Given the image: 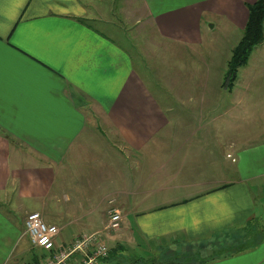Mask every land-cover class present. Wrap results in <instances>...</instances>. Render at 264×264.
Segmentation results:
<instances>
[{"label": "crops", "instance_id": "crops-1", "mask_svg": "<svg viewBox=\"0 0 264 264\" xmlns=\"http://www.w3.org/2000/svg\"><path fill=\"white\" fill-rule=\"evenodd\" d=\"M254 1L132 0L118 25L105 0H0V264L24 252L19 211L68 243L111 209L114 245L175 258L221 235L191 264H264V38L225 77ZM132 156L162 166L133 177ZM170 180L181 197H144Z\"/></svg>", "mask_w": 264, "mask_h": 264}, {"label": "rangeland", "instance_id": "rangeland-1", "mask_svg": "<svg viewBox=\"0 0 264 264\" xmlns=\"http://www.w3.org/2000/svg\"><path fill=\"white\" fill-rule=\"evenodd\" d=\"M105 2H107V6H110L111 12L113 13V20L116 23H119L118 25H120V21L121 20V15H120V10L122 9V6L124 5L125 7H129V6H133L132 0H105ZM125 3V4H124ZM94 25L101 28L100 26H98L97 22H94ZM127 37H131L133 34V29H130V26L124 27L122 29H120ZM257 47V46H256ZM232 84H235V81L231 82ZM231 84V85H232ZM199 136H195L193 138V141L198 139ZM105 144H107V141H105ZM114 152H118V156L115 158L121 159L122 160V166H124V153L122 150L118 151L117 148L115 147V149H113ZM142 159V157H138V159L136 160L133 156L130 158H128L127 160H129V171L132 174L133 177H140V174L146 175L149 172L153 171V169L159 170L162 166V162L160 160H156L153 164L148 163V162H140V160ZM136 161V162H135ZM108 166V165H107ZM170 166V164L168 165ZM226 166H228V164H226ZM166 170V169H165ZM157 178V176H156ZM156 181L158 182H164L166 180L163 179H157ZM173 181L174 180H170L169 181V185H172V187L169 188H162L158 193L155 194H144V197H149L150 201H154L155 199L158 198H163V197H167V198H178L181 197V195H173L174 191L176 190L175 187H173ZM187 181V180H185ZM196 189H201L200 188H195L193 187L192 190H196ZM177 190H184V189H177ZM251 191L253 192L255 201L258 204V207L261 209V211L263 212V208H264V186L262 188H259L257 186H253L251 187ZM261 193V195H260ZM143 197V195H142ZM33 204V203H32ZM28 205V204H27ZM2 210L5 212L7 211V206H2ZM28 212H23V211H19L18 215H21L22 220L24 221L26 218ZM119 213V212H118ZM11 214H13V212L11 211ZM107 219H108V214H107ZM54 223H58L56 222L55 219H53ZM257 223H255V225L260 226L261 228H264V217L261 218L260 220L257 219L256 221ZM106 224V223H105ZM120 228V227H119ZM67 229V228H66ZM86 231L85 233H92V232H100L105 244L107 245L108 248H111L112 246H115L111 240H108L107 237L105 236V231L107 230L105 226H103V228H101L100 230H96V231H91L87 230V228H84ZM110 232H114V230H111ZM84 234V233H82ZM241 235V233H239ZM81 235V234H80ZM259 233L255 234V239L259 238ZM23 240H24V252H22L21 254L16 255L15 260L12 262V264H27V263H33V258L34 256H38L39 258V251H37V249L29 242L28 238L23 235ZM61 241V240H59ZM228 241V240H227ZM225 236H213L210 237L209 239L200 241V242H194V243H190L186 246L183 247H178L177 250L175 251V253H177V258L176 259H182V258H186L185 255H183V252L185 251H191L193 253L198 252L199 256H203L206 258L209 257H214L215 255L218 254V250L220 247L229 244L230 242L227 243ZM113 244V245H112ZM118 244V243H117ZM232 244V243H230ZM181 254V255H180ZM126 255L123 256V258H125ZM193 257V256H192ZM157 258L161 261H170L171 259H175L172 256H168L167 254V250H163V251H159L158 252V256ZM119 260V258H117ZM80 260V255H75L73 257L70 258L69 263L70 264H76V261ZM40 258L39 261L40 262ZM193 261V260H192Z\"/></svg>", "mask_w": 264, "mask_h": 264}, {"label": "built area", "instance_id": "built-area-1", "mask_svg": "<svg viewBox=\"0 0 264 264\" xmlns=\"http://www.w3.org/2000/svg\"><path fill=\"white\" fill-rule=\"evenodd\" d=\"M120 219L118 211L109 210L106 231L119 229ZM24 225V233L30 243L35 248L45 251L39 264H70V258L75 255H80V260L76 261V264H98L108 255L109 248L100 232L78 235L68 243L59 242L57 240L59 228L44 221L38 211L27 213Z\"/></svg>", "mask_w": 264, "mask_h": 264}, {"label": "trees", "instance_id": "trees-1", "mask_svg": "<svg viewBox=\"0 0 264 264\" xmlns=\"http://www.w3.org/2000/svg\"><path fill=\"white\" fill-rule=\"evenodd\" d=\"M246 6L248 10L247 21L243 28L242 35L231 49V54L227 61V70L225 74L227 87L231 86V82L234 81L239 67L247 62L253 48L261 43L264 38V0H255L253 3L246 4ZM250 231L254 230L251 229ZM256 233H260V231ZM256 233L253 234L254 237ZM36 249L40 253L39 258L41 260L45 251L39 248ZM124 255H126L125 258H123ZM183 255H185L186 258L177 259V261L183 264H191L193 262L202 263L212 259L201 257L198 252L193 253L191 251H185ZM174 257L175 259L177 258V256ZM39 258L38 256H34L33 263L27 264H39ZM117 258H119V260ZM98 264H161V262L156 256L143 255L136 252L133 248L118 243L109 248L108 255L101 259Z\"/></svg>", "mask_w": 264, "mask_h": 264}]
</instances>
